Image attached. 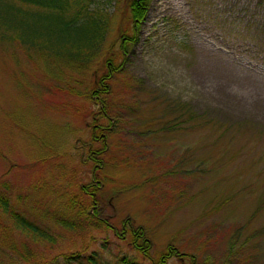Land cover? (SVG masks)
<instances>
[{"label":"rangeland","instance_id":"obj_1","mask_svg":"<svg viewBox=\"0 0 264 264\" xmlns=\"http://www.w3.org/2000/svg\"><path fill=\"white\" fill-rule=\"evenodd\" d=\"M130 3H93L109 14L110 31L85 73L48 76L0 42V188L9 182L16 204L37 216L99 177V217L113 226L60 230L55 243L16 231L19 252L0 243L1 264L23 245L33 262L97 250L112 264L118 254L153 264L170 244L184 255L168 264H264V0H151L139 27ZM17 11L33 22L37 9ZM110 58L125 62L112 94L123 117L107 130L105 167L94 170L76 147L91 140L99 104L70 84L86 91ZM2 223L11 220L0 210ZM132 224L145 228L150 257L133 248L124 230Z\"/></svg>","mask_w":264,"mask_h":264},{"label":"trees","instance_id":"obj_2","mask_svg":"<svg viewBox=\"0 0 264 264\" xmlns=\"http://www.w3.org/2000/svg\"><path fill=\"white\" fill-rule=\"evenodd\" d=\"M4 1V10L0 13V42L21 48L30 60L43 63L48 76L59 78L60 74L66 73L65 69L85 73L102 56L110 31V16L105 9L93 7L96 0ZM2 2L3 0H0V3ZM150 2L151 0H131L130 8L135 27H139L146 18ZM18 8L23 15L37 9L33 22L20 16ZM42 20L47 23H39ZM134 40L135 36L126 42L130 46ZM128 45L123 44L126 49L123 51H127ZM120 62L115 64L110 58L106 70L94 75L92 84L86 91L85 89L78 91L75 85L67 83L71 85L72 92L86 95L99 104V110L93 117L91 140L76 147L86 150L87 160L94 162V170H102L105 167V157L108 152L107 130L111 133L114 121H120L123 117L116 112L112 96L117 75L125 72V62L123 60ZM75 82L81 84L78 79ZM102 185V180L93 176L89 183L81 184L78 190L61 195L54 206L44 208L36 216L33 207L29 211L28 207L17 205L12 196L13 186L7 181L2 182L0 210L8 216L11 223L8 225L2 223L6 226L0 225V243L10 252L16 253L19 252L13 238L16 231L26 236L30 235L35 243L36 240L55 243V233L60 230H65L67 233L87 234L91 228L101 230L113 228L106 219L99 217L97 203ZM22 199L20 195L19 200ZM127 221L129 224L133 223L130 217ZM126 229L130 230L133 248L140 254L150 257L152 242L147 237L145 228L132 224L130 228H124ZM121 238L125 239L126 236ZM59 254L33 262L36 258L35 252L31 251L30 246L27 248L23 245V250H20L18 255L13 254L6 259L8 258V264H56ZM61 255L66 257L65 264H112L113 261L105 258L97 250L84 256L79 251L70 254L61 252ZM176 255L182 257L180 255L184 254H181L177 246L170 244L153 264H168L169 259ZM4 260L5 258L0 259V264ZM114 261L115 264H141L136 258L119 254L115 256ZM192 264H198L194 258Z\"/></svg>","mask_w":264,"mask_h":264}]
</instances>
